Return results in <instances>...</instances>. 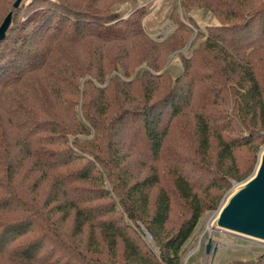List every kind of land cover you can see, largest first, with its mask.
Returning <instances> with one entry per match:
<instances>
[{
	"label": "trees",
	"instance_id": "trees-1",
	"mask_svg": "<svg viewBox=\"0 0 264 264\" xmlns=\"http://www.w3.org/2000/svg\"><path fill=\"white\" fill-rule=\"evenodd\" d=\"M37 1L46 2L33 7ZM213 1L203 0L220 20L200 31L204 39L174 76L150 70L160 68L162 57L160 45L144 33L143 7L126 18L87 12L66 0H20L11 9L0 38V116L12 102L25 119L12 143L0 122V264H181L179 252L199 217L218 208L232 179L241 182L253 172L264 144V0ZM25 5L31 9L17 20ZM85 37L101 46L87 48L86 70L100 69L104 55L125 73L140 62L149 68L131 81L111 78L120 103L109 113L98 105L111 93L89 81L83 114L95 134L82 150L57 146L63 140L54 135L65 133L57 111L44 98L23 104L14 88L40 71L46 76L60 40ZM128 38L141 46L133 63L120 53ZM62 80H53L61 85L52 88L59 99ZM37 106L46 117L34 115ZM39 169L20 184L24 170ZM37 179L47 182L45 193ZM175 209L178 223L171 229ZM9 211L14 214H4ZM224 264H264V251Z\"/></svg>",
	"mask_w": 264,
	"mask_h": 264
},
{
	"label": "rangeland",
	"instance_id": "rangeland-1",
	"mask_svg": "<svg viewBox=\"0 0 264 264\" xmlns=\"http://www.w3.org/2000/svg\"><path fill=\"white\" fill-rule=\"evenodd\" d=\"M29 0H25L27 3ZM210 1V0H204ZM213 1V0H212ZM14 0H0V22L6 13L13 9ZM42 2L37 1L33 7H39ZM68 5L77 4L78 7L87 12L98 13L102 15H117L118 18H126L134 10H139L143 7L144 15L141 18L144 33L147 38L151 39L156 44L160 45L159 51L162 61L160 68L157 70L150 69L155 74L166 73L170 76L178 74L182 69V58L189 57L194 48L199 45L204 36L200 34L208 24L217 23L220 20L217 16L218 11L211 9L210 6H205L203 0H66ZM214 2V1H213ZM219 3V2H218ZM217 3V4H218ZM39 5V6H38ZM28 9V10H27ZM31 9V8H30ZM29 7H22L16 19L29 12ZM179 30V31H177ZM177 32L178 36L169 42V38ZM133 38H128L127 41L122 42L120 53L126 52L127 60L132 63L135 61L136 54L141 46H138ZM58 47L54 51V55L49 62L52 67L49 70L41 71L34 75L30 81H25L18 84L14 88V94L20 98L24 97L26 105L39 104V101L44 98L49 107L57 111V119L65 123L63 135H54L60 137L63 143L57 146H72L75 148L91 147V138L95 134V128L91 122L84 116L83 108L87 107L88 95L84 94L88 89L89 81L94 87H102L106 89V93H111L105 104L98 105L99 108H105L107 113L119 106L118 100L116 102V95L114 94V85L111 78L115 75L121 77L125 81L134 79L139 70L143 67L149 68L144 62L131 67L129 73H125L121 68H112L110 60L111 55H104L102 67L100 69L86 70L90 60L87 55L88 50L101 48L100 42L97 38L85 37L77 43H70L68 40H60L57 43ZM175 46L173 48L172 46ZM110 53L114 52L113 43L107 44ZM100 51V50H99ZM156 51V52H157ZM106 54V53H104ZM137 59V58H136ZM96 63H98V55L96 56ZM102 70V72H101ZM52 76L51 79H46L47 76ZM63 76V87L60 88L64 94L60 99L54 94L52 90L59 88L61 85L53 84L56 79ZM73 78V84L69 82V78ZM58 81H61L60 79ZM58 85V86H57ZM78 90V93L76 91ZM70 91V92H69ZM73 92V93H72ZM76 93V94H75ZM92 93V92H91ZM95 92H93V96ZM71 99V102L68 100ZM84 101V103H83ZM99 103V102H98ZM97 103V104H98ZM82 104H86L83 106ZM89 105V103H88ZM90 106V105H89ZM34 115L43 116L38 106L35 108ZM22 116V111L15 107L14 103L10 102L4 109V115L0 116L2 125V132L6 136L7 142H14L16 137L21 135L18 128V123H21L25 118ZM81 122V124H79ZM63 130H60L62 133ZM42 134H48L43 132ZM63 144V145H62ZM264 144L261 146V148ZM56 148V145H54ZM130 167L135 168L136 165L132 160ZM77 164L66 167L67 170L74 168ZM101 168L100 165H98ZM24 169V168H23ZM102 170V169H101ZM41 173L40 169L33 174L27 173L23 175V183H29L36 178L37 174ZM107 183V180L105 179ZM242 182V181H241ZM240 181L231 180V186L224 193L220 204L224 201L226 196L234 190ZM40 185L39 192L45 193L47 190V182L42 183L41 180L36 181ZM220 206V205H219ZM218 206V207H219ZM218 208L206 210L205 213L199 217L194 229L189 237L183 243L179 252L181 264L188 256L186 264H224L233 258H248L256 256L264 251V242L254 237L247 236L234 231L210 227L212 219L216 216ZM18 213V212H15ZM21 213V212H19ZM5 215H12L14 212H5ZM132 224L135 223L130 220ZM143 239L155 251H158L157 246L151 239V236L144 228L143 223L136 222ZM178 223L177 211L172 212L169 219V226L171 229ZM68 225V223H66ZM99 238L98 236L96 237ZM211 243L209 251H206L207 242ZM215 249V250H214ZM118 250H122L119 244Z\"/></svg>",
	"mask_w": 264,
	"mask_h": 264
},
{
	"label": "water",
	"instance_id": "water-1",
	"mask_svg": "<svg viewBox=\"0 0 264 264\" xmlns=\"http://www.w3.org/2000/svg\"><path fill=\"white\" fill-rule=\"evenodd\" d=\"M19 2L14 0L13 8ZM11 13L9 10L0 22V38L10 24ZM210 227L234 231L264 242V146L259 151L253 172L226 196ZM210 246L208 241L206 251Z\"/></svg>",
	"mask_w": 264,
	"mask_h": 264
},
{
	"label": "built area",
	"instance_id": "built-area-1",
	"mask_svg": "<svg viewBox=\"0 0 264 264\" xmlns=\"http://www.w3.org/2000/svg\"><path fill=\"white\" fill-rule=\"evenodd\" d=\"M188 256L185 257V260L183 261V264H186Z\"/></svg>",
	"mask_w": 264,
	"mask_h": 264
}]
</instances>
